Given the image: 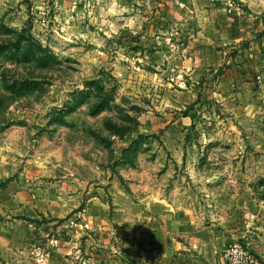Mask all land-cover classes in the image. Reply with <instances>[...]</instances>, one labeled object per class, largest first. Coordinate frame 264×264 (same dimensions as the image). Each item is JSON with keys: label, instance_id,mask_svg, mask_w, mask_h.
Instances as JSON below:
<instances>
[{"label": "rangeland", "instance_id": "374dc122", "mask_svg": "<svg viewBox=\"0 0 264 264\" xmlns=\"http://www.w3.org/2000/svg\"><path fill=\"white\" fill-rule=\"evenodd\" d=\"M245 5L0 0V147L7 145L9 159H38L43 169L47 161L57 176L87 184L82 203L63 218L0 209V264H187L154 247L148 210L127 184L136 172L158 179L169 165L165 122L188 120L183 130L193 138L201 127L213 132L219 117L211 92L221 71L207 61L243 52L244 41L259 35L245 36L246 25L264 24V12ZM199 59L197 70L207 71L194 78ZM259 79L256 88L264 86ZM13 170L0 190L18 181L21 164ZM261 181L254 180L255 194L264 201ZM33 185L36 192H24L36 202L41 188ZM90 195L96 199L88 203Z\"/></svg>", "mask_w": 264, "mask_h": 264}, {"label": "crops", "instance_id": "0c3cea01", "mask_svg": "<svg viewBox=\"0 0 264 264\" xmlns=\"http://www.w3.org/2000/svg\"><path fill=\"white\" fill-rule=\"evenodd\" d=\"M242 1L247 8L259 7L257 14L264 12L257 2L262 0ZM247 26L245 36L252 32L259 35L244 41L250 42L247 50L238 51L242 55L234 51L226 59L223 53V57L207 61L221 71L211 92L219 117L210 124L213 132L201 127V136L193 138L183 130L188 120L165 122L163 138L169 136L162 143L169 152V165L163 174L155 175L158 179L151 173L136 172L127 184L134 199L136 196L148 210L147 237L159 241L154 247L162 249L164 256L177 255L187 264H223L226 245L240 238L264 256V201L257 198L260 186L254 183L257 177L264 183V86L256 88L252 82L256 77L264 79V24L256 21ZM200 62H194L195 70ZM205 71L193 72L194 78L204 76ZM36 161L9 159L7 145L0 147V165L7 170L1 171L0 180L11 174L16 164L22 167L18 181L0 190V209L63 218L82 203L86 179L57 176L49 162L43 169ZM29 183L41 188L36 202L29 201L24 192H36ZM113 188L116 199L127 200L123 192ZM99 195L102 203L103 194ZM93 199L90 195L87 202Z\"/></svg>", "mask_w": 264, "mask_h": 264}, {"label": "built area", "instance_id": "2783aa9c", "mask_svg": "<svg viewBox=\"0 0 264 264\" xmlns=\"http://www.w3.org/2000/svg\"><path fill=\"white\" fill-rule=\"evenodd\" d=\"M257 81L260 79L257 77ZM264 196V187L261 189ZM223 264H263L253 250L243 239L231 241L224 249L222 255Z\"/></svg>", "mask_w": 264, "mask_h": 264}, {"label": "trees", "instance_id": "16d2710c", "mask_svg": "<svg viewBox=\"0 0 264 264\" xmlns=\"http://www.w3.org/2000/svg\"><path fill=\"white\" fill-rule=\"evenodd\" d=\"M29 53H30V50H29V49H26V50H25V53H24V54H25V58H27V55H28ZM101 108H102V107H99L98 110H101ZM142 139L144 140L145 137H141V136H140V137L138 138L139 141L142 140ZM136 144H137V142L134 143L135 146H136Z\"/></svg>", "mask_w": 264, "mask_h": 264}]
</instances>
